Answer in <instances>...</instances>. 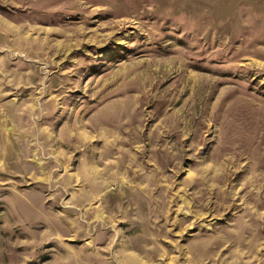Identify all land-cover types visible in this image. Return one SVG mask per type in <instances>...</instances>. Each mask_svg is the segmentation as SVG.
Returning a JSON list of instances; mask_svg holds the SVG:
<instances>
[{"label": "rangeland", "instance_id": "1", "mask_svg": "<svg viewBox=\"0 0 264 264\" xmlns=\"http://www.w3.org/2000/svg\"><path fill=\"white\" fill-rule=\"evenodd\" d=\"M0 264H264V0H0Z\"/></svg>", "mask_w": 264, "mask_h": 264}]
</instances>
